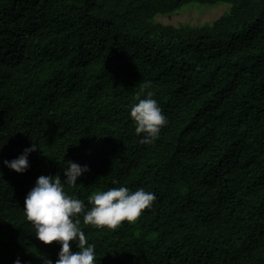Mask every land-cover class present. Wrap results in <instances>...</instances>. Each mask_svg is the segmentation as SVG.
I'll return each mask as SVG.
<instances>
[{
	"label": "trees",
	"instance_id": "obj_1",
	"mask_svg": "<svg viewBox=\"0 0 264 264\" xmlns=\"http://www.w3.org/2000/svg\"><path fill=\"white\" fill-rule=\"evenodd\" d=\"M190 3L229 9L156 22ZM146 91L168 121L151 145L130 118ZM33 143L25 172L4 165ZM68 161L89 169L65 189L86 207L155 195L116 230L81 217L95 264H264V0H0V264H55L23 206Z\"/></svg>",
	"mask_w": 264,
	"mask_h": 264
},
{
	"label": "clouds",
	"instance_id": "obj_2",
	"mask_svg": "<svg viewBox=\"0 0 264 264\" xmlns=\"http://www.w3.org/2000/svg\"><path fill=\"white\" fill-rule=\"evenodd\" d=\"M141 87L148 89L150 83H144ZM153 95L151 91H146V98L137 94L134 97L136 102L130 105L135 133L142 135L140 143L145 145L154 144L161 129L168 123ZM37 147L33 143L18 158L4 161V165L16 173L25 172L29 167L28 156L37 151ZM88 171L87 166L81 167L68 161L63 167V181L59 173L54 177L42 175L25 197L23 214L35 230V238L45 246L54 243L60 245L55 264H95V246L88 243L81 229V217L84 225L116 230L125 222L137 221L155 200L154 193L143 188L130 191L128 187L120 186L94 191L88 196L89 207H86L82 200L68 195L65 189L75 187L77 179ZM73 243L78 251L71 250ZM15 264H20V260L17 259ZM46 264L53 262L47 259Z\"/></svg>",
	"mask_w": 264,
	"mask_h": 264
},
{
	"label": "rangeland",
	"instance_id": "obj_3",
	"mask_svg": "<svg viewBox=\"0 0 264 264\" xmlns=\"http://www.w3.org/2000/svg\"><path fill=\"white\" fill-rule=\"evenodd\" d=\"M229 9L227 4L206 5L190 3L181 10L166 15H159L156 22L179 26L182 24L203 25L219 19Z\"/></svg>",
	"mask_w": 264,
	"mask_h": 264
}]
</instances>
